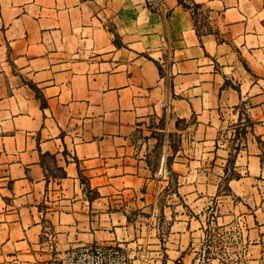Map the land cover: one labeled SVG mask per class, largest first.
I'll list each match as a JSON object with an SVG mask.
<instances>
[{"label": "crops", "instance_id": "obj_1", "mask_svg": "<svg viewBox=\"0 0 264 264\" xmlns=\"http://www.w3.org/2000/svg\"><path fill=\"white\" fill-rule=\"evenodd\" d=\"M264 264V0H0V264Z\"/></svg>", "mask_w": 264, "mask_h": 264}, {"label": "built area", "instance_id": "obj_2", "mask_svg": "<svg viewBox=\"0 0 264 264\" xmlns=\"http://www.w3.org/2000/svg\"><path fill=\"white\" fill-rule=\"evenodd\" d=\"M64 264H131V256L128 249L120 244H94L68 250Z\"/></svg>", "mask_w": 264, "mask_h": 264}]
</instances>
